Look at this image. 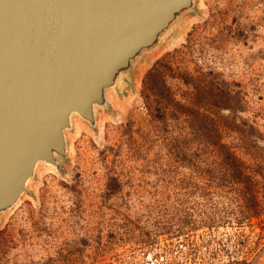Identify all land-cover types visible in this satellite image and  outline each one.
Here are the masks:
<instances>
[{"label":"rangeland","instance_id":"obj_1","mask_svg":"<svg viewBox=\"0 0 264 264\" xmlns=\"http://www.w3.org/2000/svg\"><path fill=\"white\" fill-rule=\"evenodd\" d=\"M210 78L241 91L234 123L259 135L223 132L224 140L238 156L248 145L264 157V0H194L106 92L93 126L71 118L64 159L37 165L27 193L0 216V264H264V215L241 227L201 226L208 215L230 216L215 210L228 208L227 196L199 189L171 148L186 117L160 116L151 95L156 86L168 104L186 107L197 101L187 104L192 80Z\"/></svg>","mask_w":264,"mask_h":264},{"label":"water","instance_id":"obj_2","mask_svg":"<svg viewBox=\"0 0 264 264\" xmlns=\"http://www.w3.org/2000/svg\"><path fill=\"white\" fill-rule=\"evenodd\" d=\"M194 0H0V216L37 165L57 168L73 116L94 125L106 92Z\"/></svg>","mask_w":264,"mask_h":264},{"label":"trees","instance_id":"obj_3","mask_svg":"<svg viewBox=\"0 0 264 264\" xmlns=\"http://www.w3.org/2000/svg\"><path fill=\"white\" fill-rule=\"evenodd\" d=\"M151 88L160 116L171 109L173 113L186 117L183 121L186 132L171 139V148L199 176V189L227 196L228 208L215 210L230 216L208 215L205 217L207 223L201 221V226L210 228L217 224H234L241 227L264 215V157L256 154L257 157L245 145L241 155L248 160L243 161L241 155H236L235 146L223 137V132H233L246 139L252 135L253 141L259 137L241 119L234 123V114L242 112L245 107L241 91L217 79H195L190 85L187 104L197 101L183 107L179 102H166L169 92L159 93L156 86ZM223 110L228 112V116L219 115ZM192 156L195 158L193 162ZM231 264L250 263L234 261Z\"/></svg>","mask_w":264,"mask_h":264},{"label":"bare ground","instance_id":"obj_4","mask_svg":"<svg viewBox=\"0 0 264 264\" xmlns=\"http://www.w3.org/2000/svg\"><path fill=\"white\" fill-rule=\"evenodd\" d=\"M76 117V116H75ZM43 166H46V167H48L49 165H46V164H43ZM50 167V166H49Z\"/></svg>","mask_w":264,"mask_h":264}]
</instances>
